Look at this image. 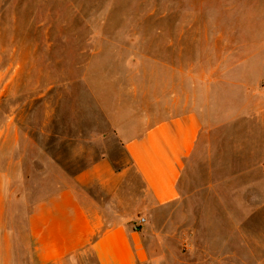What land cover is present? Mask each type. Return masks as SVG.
I'll return each instance as SVG.
<instances>
[{
    "label": "rangeland",
    "instance_id": "374dc122",
    "mask_svg": "<svg viewBox=\"0 0 264 264\" xmlns=\"http://www.w3.org/2000/svg\"><path fill=\"white\" fill-rule=\"evenodd\" d=\"M131 60L173 66L202 118L180 205L150 216L139 210L136 175L115 194L98 185L85 191L108 218H145L161 264H223L204 250L219 228L220 211L207 205L223 202L232 189L223 178L232 172L263 180L264 0H0V172L13 176L8 223L17 264H39L27 227L35 184L75 186V175L100 158L115 168L127 163L110 140L76 141V124L115 81L132 83ZM62 264L97 261L86 251Z\"/></svg>",
    "mask_w": 264,
    "mask_h": 264
},
{
    "label": "crops",
    "instance_id": "0c3cea01",
    "mask_svg": "<svg viewBox=\"0 0 264 264\" xmlns=\"http://www.w3.org/2000/svg\"><path fill=\"white\" fill-rule=\"evenodd\" d=\"M128 62L132 83L121 87L115 81L89 116L76 124V141L85 136L110 140L127 163L115 168L110 157L100 158L75 175V186L60 182L47 187L38 182L31 188L27 227L39 264H62L86 251L95 255L97 264L162 263L160 247L143 228L134 229V217H106L85 189L98 185L104 193L115 194L125 179L136 175L143 186L139 210L150 216L151 211L180 205L184 174L203 137V122L189 93L171 76L173 66L165 71L159 63L148 68L136 60ZM58 138L61 142L66 137ZM252 175L228 174L223 185L232 189L223 193V202L207 205L220 211L214 219L219 228L206 235L204 250L223 264H264V224L257 229L254 225L258 216L264 217V171L263 180ZM13 195V176L0 172V264H17L8 223Z\"/></svg>",
    "mask_w": 264,
    "mask_h": 264
},
{
    "label": "built area",
    "instance_id": "2783aa9c",
    "mask_svg": "<svg viewBox=\"0 0 264 264\" xmlns=\"http://www.w3.org/2000/svg\"><path fill=\"white\" fill-rule=\"evenodd\" d=\"M146 224V219L145 218H140L137 223L134 225L135 230H141V228Z\"/></svg>",
    "mask_w": 264,
    "mask_h": 264
}]
</instances>
